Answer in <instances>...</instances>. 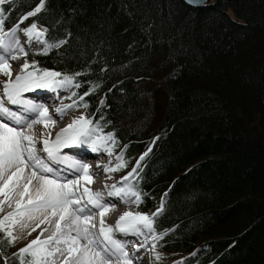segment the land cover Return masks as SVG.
Returning <instances> with one entry per match:
<instances>
[{
    "label": "trees",
    "instance_id": "obj_1",
    "mask_svg": "<svg viewBox=\"0 0 264 264\" xmlns=\"http://www.w3.org/2000/svg\"><path fill=\"white\" fill-rule=\"evenodd\" d=\"M37 3L6 0L4 28L35 20L48 38L71 32L60 50L27 58L83 73L77 99L99 85L85 113L104 117L115 149L128 146L123 174L159 137L132 179L135 211L155 212L167 193L156 247L178 264H264V0H46L20 23ZM0 248L18 264L14 243Z\"/></svg>",
    "mask_w": 264,
    "mask_h": 264
},
{
    "label": "snow or ice",
    "instance_id": "obj_2",
    "mask_svg": "<svg viewBox=\"0 0 264 264\" xmlns=\"http://www.w3.org/2000/svg\"><path fill=\"white\" fill-rule=\"evenodd\" d=\"M189 2L197 4L200 0ZM5 3L6 0H0V5ZM45 4L46 0H38L32 10L19 17V22L23 23L28 17L40 13ZM3 12L4 9L0 8V75L5 77L0 81V246L12 245L21 238L16 234L17 227L22 233L31 235L40 225H45L40 229V235L11 254L18 264H133L127 251L128 244L132 243L130 236L144 237L143 243L133 244L134 250L138 251L148 242L149 234L153 240V248L157 246L155 241L162 239L164 235L155 234L154 221L164 210V196L167 193L161 197L160 206L151 214L125 211L114 226L105 222V214L115 207L112 197L124 203L141 202L142 193L129 180L140 176L138 169L141 161L151 151V144L159 137L151 141L147 151L120 178L122 185H105L108 189L107 199L103 192L92 191L86 186L93 182L91 166L78 152H66L64 149L84 148L93 153L103 151L111 157L118 143L115 131H103L99 123L104 120L103 116L93 120L96 113H81L60 128L54 139L50 138V131L36 135L33 133L35 125L42 124L45 129H49L57 120L49 114L46 102L37 101L25 94L49 90L54 93L56 100H70L71 103H62L55 108L57 116L63 118L71 108L87 109L89 104L84 96L94 92L99 85L94 84L78 99H73L78 94L71 90L80 87L77 77L83 73H62L40 67L36 59L27 58L29 52L35 56L48 55L53 49L60 50L68 43L71 32L65 30L66 34L62 38H48V27L38 28L35 20L22 29L17 24L6 30ZM148 27L150 29L151 25ZM18 30L24 33L25 44L20 42L16 34ZM34 43L40 46L33 49ZM57 54L61 53L58 51ZM64 55L71 56L67 52ZM20 56L25 57V60L13 79L11 61ZM106 67L107 65L100 71L104 72ZM85 71L90 72L92 69L87 67ZM61 91H68L70 95L61 97ZM104 103L101 98L100 104ZM12 106H16L15 109ZM105 123L112 122L109 120ZM38 142H42V148H37ZM127 147L124 145L121 152L115 155L116 163L110 159L103 166L106 173L127 168V161L123 156ZM97 167H100L99 163ZM82 181L85 182L84 185ZM97 212L100 216L98 230L94 220ZM53 225L51 234L42 239L41 235ZM155 255L157 259L160 258L159 253ZM0 256L4 257V264H12L11 258L2 248Z\"/></svg>",
    "mask_w": 264,
    "mask_h": 264
},
{
    "label": "bare ground",
    "instance_id": "obj_3",
    "mask_svg": "<svg viewBox=\"0 0 264 264\" xmlns=\"http://www.w3.org/2000/svg\"><path fill=\"white\" fill-rule=\"evenodd\" d=\"M24 38V40H26V37L25 35L23 34L22 35ZM24 44H25V41H24ZM26 46V45H25ZM22 61L21 59V56L19 59L17 60H13L11 61V65H13L16 61ZM4 79V77L2 75H0V81H2ZM0 92H2V88H0ZM31 93H38L39 96H42V94H47L49 96H53L54 93L49 91V90H36V91H33ZM63 95H65V97L68 96V91H63V94L61 95V97H63ZM66 101H68L67 99H64V100H56L55 101V105L58 107V106H61L62 103H65ZM40 102H46L45 100H40ZM47 106L49 107V114L52 115L54 117V119L57 120L56 124L55 125H52L49 129H45V127L42 125V124H37L34 126V129H33V133L36 134V135H39L41 132H44V131H50L52 128H56L52 133V136L50 137L51 139H54L55 138V133L58 132L60 130V128L62 127H65L67 124H69L73 117H77V115L75 113H72L71 111L74 110V108H71L72 110H69V111H66V114L63 116V118H60L57 116V114L54 112V110L51 108V104L47 103ZM77 108V107H76ZM15 109V108H14ZM42 142H38L37 143V148H42ZM77 150V152H82V154H80L81 156H84L86 153L87 154H90V150H85L84 148H80V149H75ZM84 154V155H83ZM95 155V154H94ZM112 157V156H111ZM106 152H103L101 153V155H99L98 157H95L93 160L97 161L100 165V167L98 168H94V167H90V174L93 175V182L90 183V184H86V186H88L89 188H91L92 191L96 192V191H101V192H108V189L105 188V185H108L109 187L113 184H109L108 181L106 180H102L99 176L100 175H103L102 178L106 179L108 178V174H112L111 178H113L116 173H118L119 171H113V172H109L108 174L104 171V168L103 166L105 164H107L111 158ZM100 179H99V178ZM99 179V182H98V179ZM110 178V179H111ZM109 179V181H110ZM119 182V181H118ZM82 185L85 184V182H81ZM112 183V182H110ZM120 184V183H119ZM81 191H82V188H81ZM108 194V193H107ZM114 203H115V207L114 208H110L109 211L105 214V222L109 225H115V222L116 220L118 219V217L124 213L125 211H133L135 210V208L133 209L129 203H124L123 201L121 203L118 202V198L116 197H112ZM121 210L120 212L118 210ZM128 209V210H127ZM133 209V210H132ZM135 212V211H133ZM99 219H100V216H99V212H97L96 216L94 217V220L96 222V225H97V230L99 228ZM33 227H35V225H32ZM45 225H40L39 228H36L35 231H32L31 234L34 235V236H37V235H40V229L41 228H44ZM54 230V225L49 227L48 228V231L44 232L42 235H41V238L44 239L46 238L47 236H49L51 234V232ZM132 237V236H130ZM141 238V241L139 243H143L144 241V237L143 236H139ZM133 242H136V241H133ZM150 242L148 240V242L145 244H149L150 245ZM28 243V242H27ZM130 244H128L127 247H129ZM134 247V246H132ZM149 249V248H148ZM149 251V250H148ZM139 255V254H137ZM139 259V258H138ZM138 261V260H137ZM146 261V258L142 256V258L140 259V264H149L148 262H145ZM134 264V263H133ZM137 264V262H136Z\"/></svg>",
    "mask_w": 264,
    "mask_h": 264
},
{
    "label": "rangeland",
    "instance_id": "obj_4",
    "mask_svg": "<svg viewBox=\"0 0 264 264\" xmlns=\"http://www.w3.org/2000/svg\"><path fill=\"white\" fill-rule=\"evenodd\" d=\"M41 27V25H38V28H40ZM19 29H22V28H20L19 27ZM18 36H19V39H20V42L22 43V44H24V41H26V40H24L23 38V32L22 31H20V30H18L17 31V33H16ZM40 45H37V44H33L32 45V47H33V49H35V48H37V47H39ZM26 47H27V45H26ZM20 58V57H19ZM21 59H22V61H20V60H18V61H16L13 65H11V72H12V78L14 79L15 78V75L20 71V65H22L23 63H24V60H25V57H23V56H21ZM4 79H5V77H4ZM75 89L76 88H73L71 91H75ZM68 95H70V92H68ZM157 95H159V99H162L163 98V95L160 93V92H158V94ZM74 99H77V98H75L74 97ZM67 103H71V101H68ZM162 105H163V101H162V103H161ZM160 104V102L158 101V105L160 106L161 105ZM159 106H158V111H157V113H156V115L155 114H153L151 117H149L150 119V122L149 123H151V124H154V123H157V122H160L161 121V117H162V115H161V109H162V106H161V108L159 109ZM69 110H72V109H69ZM69 110H67V111H69ZM72 113H75L77 116H79L81 113H85V109L83 108V107H74V110H72L71 111ZM155 113V112H154ZM56 128L54 127V128H52L51 130H50V132H53L54 130H55ZM121 151H119V150H117V149H115L114 148V150H113V154H112V157L110 158L112 161H113V163H116L117 161L115 160V155L116 154H118V153H120ZM124 169H127V168H124ZM124 169H121V170H119V172L118 173H116L115 175H113L114 177L113 178H111V176H112V174H108V176L111 178H106V179H104V178H102V176L103 175H100L99 177L102 179V180H106V181H108L109 182V184H117V183H120V185H122L123 184V181H121V177L123 176V171H124ZM98 177V178H99ZM99 178V179H100ZM98 179V180H99ZM109 179H110V181H109ZM119 181V182H118ZM110 182H112V183H110ZM129 183L130 184H133V180L132 179H130L129 180ZM156 200L158 199L157 197L155 198ZM132 200L134 201V197L132 198ZM129 204H130V206L134 209V208H136V206H137V203H135V202H129ZM158 206H160V204L158 205ZM132 209V210H133ZM5 210L7 211L8 209H7V207L5 206ZM128 210V209H127ZM119 212L121 211L120 209L118 210ZM133 211H135V210H133ZM145 232H147V230H145ZM16 234L18 235V236H20L21 238L20 239H18L15 243H14V245H15V248L18 250L20 247H22V246H24L25 244H27V242H29L31 239H33V238H35L36 236H34V235H26V234H24V233H22L20 230H19V228L17 227V229H16ZM149 241H151L150 242V245L149 244H147V245H144V247H142V248H140L138 251H136V250H134L133 248L130 250V252H129V254H130V257H131V255H133V254H139V259H138V261H137V264H140L139 262H140V259L142 258V256L143 257H145L146 258V261L145 262H148L149 264H178V262H177V260L176 259H171V258H168V256L162 251V250H160V249H158L157 247H155V248H153L152 247V245H153V240L151 239V234H149V239H148ZM149 248V249H148ZM149 250V251H148ZM156 253H159L160 254V258L159 259H157L156 258ZM134 263V262H133ZM135 264V263H134Z\"/></svg>",
    "mask_w": 264,
    "mask_h": 264
},
{
    "label": "water",
    "instance_id": "obj_5",
    "mask_svg": "<svg viewBox=\"0 0 264 264\" xmlns=\"http://www.w3.org/2000/svg\"><path fill=\"white\" fill-rule=\"evenodd\" d=\"M188 5L192 6V7H202L206 4H208L210 2V0H200L199 3L197 4H192L189 2V0H184Z\"/></svg>",
    "mask_w": 264,
    "mask_h": 264
}]
</instances>
